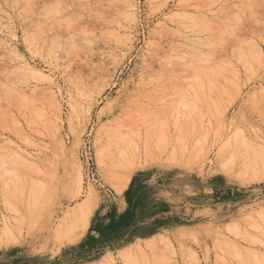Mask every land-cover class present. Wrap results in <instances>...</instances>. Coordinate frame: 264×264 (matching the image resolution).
Listing matches in <instances>:
<instances>
[{
	"label": "rangeland",
	"instance_id": "1",
	"mask_svg": "<svg viewBox=\"0 0 264 264\" xmlns=\"http://www.w3.org/2000/svg\"><path fill=\"white\" fill-rule=\"evenodd\" d=\"M0 264H264V0H0Z\"/></svg>",
	"mask_w": 264,
	"mask_h": 264
},
{
	"label": "bare ground",
	"instance_id": "2",
	"mask_svg": "<svg viewBox=\"0 0 264 264\" xmlns=\"http://www.w3.org/2000/svg\"><path fill=\"white\" fill-rule=\"evenodd\" d=\"M29 71V70H28Z\"/></svg>",
	"mask_w": 264,
	"mask_h": 264
}]
</instances>
